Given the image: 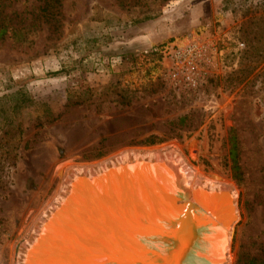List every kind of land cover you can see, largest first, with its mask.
Wrapping results in <instances>:
<instances>
[{
  "label": "rangeland",
  "instance_id": "obj_1",
  "mask_svg": "<svg viewBox=\"0 0 264 264\" xmlns=\"http://www.w3.org/2000/svg\"><path fill=\"white\" fill-rule=\"evenodd\" d=\"M43 5L0 0V25L6 28L0 37V97L25 89L36 106L60 113L53 123L33 128L24 110L20 135L0 132V264H23L46 218L61 208L72 178L132 151L171 154L208 189L233 194L225 264H264V0H59L53 17L42 16ZM192 38L215 52H207L193 90L166 81L157 52ZM116 82L132 91L158 83L151 98L136 97L152 111L157 131L186 116L182 142L75 163L114 110L102 96L65 108L63 90L87 86L102 94ZM230 136L238 184L227 171Z\"/></svg>",
  "mask_w": 264,
  "mask_h": 264
},
{
  "label": "water",
  "instance_id": "obj_2",
  "mask_svg": "<svg viewBox=\"0 0 264 264\" xmlns=\"http://www.w3.org/2000/svg\"><path fill=\"white\" fill-rule=\"evenodd\" d=\"M143 158L127 163L112 159L114 165L102 172L75 177L70 187V195L74 192L75 196L60 227L65 238L73 237V253L80 260L187 264L185 244L216 238L213 228L206 229V225H223L218 217L211 210V217L206 216L198 200H193L195 193L182 194L168 170Z\"/></svg>",
  "mask_w": 264,
  "mask_h": 264
},
{
  "label": "trees",
  "instance_id": "obj_3",
  "mask_svg": "<svg viewBox=\"0 0 264 264\" xmlns=\"http://www.w3.org/2000/svg\"><path fill=\"white\" fill-rule=\"evenodd\" d=\"M58 6L59 0H44L41 10L42 16H55ZM5 29L1 22L0 37L4 34ZM118 85H120L119 82H116L110 91H105L102 94L92 91L87 86L78 87L76 91H70L72 88L63 90V98L67 103L65 108L70 105H87L92 99L102 96L109 104L105 107L114 110L106 122L107 128H99L93 131L96 135V141L77 153L74 157L75 163L95 162L120 150L148 149L174 140L179 143L182 142L186 116H180L165 123L163 130L157 131L151 122L154 118L152 111L144 104H140L142 97H136V94L140 93L143 97L151 98L156 93L158 83H151L144 86L143 89L133 91L119 88ZM47 109L48 107L44 103L36 106L25 89H9L0 97L1 134L4 137L5 134L12 133L13 129L17 135L21 134L20 115L24 110L30 114V118L34 122L33 128H40L44 124L53 123L59 118L60 113L54 115ZM3 126L6 127L4 132L1 130ZM56 152L58 159L63 161L65 158L61 148L56 147ZM227 161L229 177L238 184L241 180V173L237 163L236 143L231 136L228 139Z\"/></svg>",
  "mask_w": 264,
  "mask_h": 264
},
{
  "label": "bare ground",
  "instance_id": "obj_4",
  "mask_svg": "<svg viewBox=\"0 0 264 264\" xmlns=\"http://www.w3.org/2000/svg\"><path fill=\"white\" fill-rule=\"evenodd\" d=\"M172 156L171 154H157L156 157H146L143 153L133 151L120 153L119 156L111 158V161L109 160L98 164V171L94 173L104 171L109 167V164L114 165L112 159H115L117 163H127L131 159H141L144 157L162 165V168L168 170L169 175L171 174L174 184L175 182L177 183L175 188L178 191L181 190L180 192H182V194L190 193L191 191L195 193L193 200H198L200 206L206 211V216L211 217L212 213H208V210H211L223 224L221 226L218 223L206 225V229L212 227L214 230L213 233L216 238H214L213 241L210 240L207 242L204 240L202 244L199 243V241H194V243H192V241L185 244L186 247L183 251L184 253L186 252L184 254V259L188 261L187 264H225L227 262L229 225H231L230 223H232L234 219V195L224 194L220 192V189H216L218 187L215 186L208 189L203 182H200L201 180L195 179V174L191 170L185 167L180 160L172 158ZM94 173H88V175ZM72 179V182H74L76 178ZM70 187L69 193L67 196L65 195L63 202L60 204L61 208L57 212V215L54 217L51 213L46 218L43 230L41 229L36 235L35 241L32 243L33 246H30V251L26 253L27 255H25L24 261H22L23 264H89V260L86 259L87 257H82V260H80L79 257L73 253V242H70L73 240V237L69 236L65 238V231L60 227L64 222V214L67 213V210L71 207V201L74 199L73 195L75 194H73V192L70 195ZM216 192H219V196ZM69 196L70 198H68ZM66 200L68 202H66ZM64 203L65 206L63 205ZM217 236L219 240H217ZM200 244L201 246L197 247V245ZM85 255L86 253L84 256Z\"/></svg>",
  "mask_w": 264,
  "mask_h": 264
},
{
  "label": "built area",
  "instance_id": "obj_5",
  "mask_svg": "<svg viewBox=\"0 0 264 264\" xmlns=\"http://www.w3.org/2000/svg\"><path fill=\"white\" fill-rule=\"evenodd\" d=\"M237 46L242 48V44H237ZM209 51L210 44L195 38L163 45L157 52L160 55L164 78L173 85H182L191 90L196 89L202 78L200 66L208 62L206 54ZM209 53L215 54L214 51ZM164 78L162 76L161 79Z\"/></svg>",
  "mask_w": 264,
  "mask_h": 264
}]
</instances>
